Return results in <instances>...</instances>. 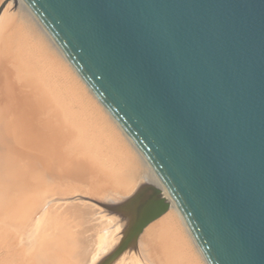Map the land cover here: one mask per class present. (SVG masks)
Returning a JSON list of instances; mask_svg holds the SVG:
<instances>
[{
    "label": "water",
    "instance_id": "95a60500",
    "mask_svg": "<svg viewBox=\"0 0 264 264\" xmlns=\"http://www.w3.org/2000/svg\"><path fill=\"white\" fill-rule=\"evenodd\" d=\"M23 1L142 153L208 263L264 264V0ZM154 193L145 205L159 204ZM167 207L162 198L152 218Z\"/></svg>",
    "mask_w": 264,
    "mask_h": 264
},
{
    "label": "bare ground",
    "instance_id": "6f19581e",
    "mask_svg": "<svg viewBox=\"0 0 264 264\" xmlns=\"http://www.w3.org/2000/svg\"><path fill=\"white\" fill-rule=\"evenodd\" d=\"M154 190L159 204L145 205ZM160 196L168 207L152 218ZM0 264H209L142 153L23 0H0Z\"/></svg>",
    "mask_w": 264,
    "mask_h": 264
},
{
    "label": "rangeland",
    "instance_id": "374dc122",
    "mask_svg": "<svg viewBox=\"0 0 264 264\" xmlns=\"http://www.w3.org/2000/svg\"><path fill=\"white\" fill-rule=\"evenodd\" d=\"M42 109H43V105L39 106L37 110L41 111Z\"/></svg>",
    "mask_w": 264,
    "mask_h": 264
}]
</instances>
